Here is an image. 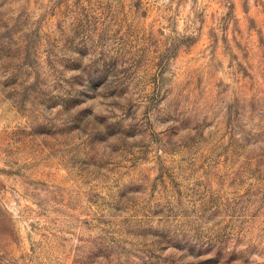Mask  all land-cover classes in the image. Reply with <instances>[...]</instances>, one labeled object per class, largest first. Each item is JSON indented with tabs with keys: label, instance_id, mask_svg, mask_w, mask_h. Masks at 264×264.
<instances>
[{
	"label": "rangeland",
	"instance_id": "rangeland-1",
	"mask_svg": "<svg viewBox=\"0 0 264 264\" xmlns=\"http://www.w3.org/2000/svg\"><path fill=\"white\" fill-rule=\"evenodd\" d=\"M0 264H264V0H0Z\"/></svg>",
	"mask_w": 264,
	"mask_h": 264
}]
</instances>
